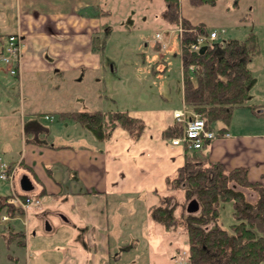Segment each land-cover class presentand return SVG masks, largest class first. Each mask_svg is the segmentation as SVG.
<instances>
[{"label":"crops","instance_id":"crops-1","mask_svg":"<svg viewBox=\"0 0 264 264\" xmlns=\"http://www.w3.org/2000/svg\"><path fill=\"white\" fill-rule=\"evenodd\" d=\"M100 2L0 0V51L9 33H19L23 42L19 75H16L18 98L15 100L9 97L10 90L2 91L3 82L0 83V121L17 115L21 137L19 146L14 149L8 138L0 133V158L15 166L16 173L20 172L17 179L16 173L13 178L15 191L33 196L39 191L48 195L46 209L34 213L36 219L46 218L45 214L53 216V223L45 220L42 229L55 234L56 246L63 259L61 261L60 256L56 264H110V221L107 213L110 200L130 199L134 195H154L157 203H146L143 207L149 212L160 204L163 196H171L168 195L173 188L171 180L185 162V147L171 143V138L178 132L172 129L176 120L173 112L176 109L185 110L182 86L181 107L175 106L169 112L158 106L129 109L131 115L140 117L144 123L137 135L117 126L102 140L91 134H86L89 135L87 141L76 145L45 140L46 134L56 138L70 136L62 131L64 124L61 126L53 121L47 125L41 120V117H52L48 112L58 115L60 111H53L52 108L58 107L55 101H47L39 96V90L48 87L47 79L62 74L60 81L50 80V86L59 87L65 80L72 77L77 79V76L87 72H100L106 65L103 55L106 34H102V31L107 27L97 17ZM233 2L216 0L213 5L198 6L192 5L189 0L179 2L180 17L192 24L202 23L209 30H216L215 40L222 33L226 34L231 27L237 28L243 20V14L247 13L246 23L251 25L250 31L256 33L259 43L257 52L248 62L252 79L246 99V104L256 106L257 112L250 111L247 105L235 107L237 117L242 116L244 120L228 125L222 123L215 128L211 126L213 130L226 131L229 135L221 134L206 141L200 152L211 160L222 162L227 168L245 166L250 180L264 183V113L261 112L264 110V0ZM231 4L234 7L229 8ZM166 21L177 26L174 19L168 17ZM235 32L236 29L233 34ZM97 39L99 43L96 47ZM2 70L8 74L5 67ZM69 73L73 75L63 79L62 76ZM23 75L34 83L26 86V95L22 90ZM6 126L9 130L7 122ZM8 136L11 138L12 133ZM35 138L37 142L33 141ZM23 174L30 178L33 185L28 191L19 185ZM8 189L5 195L10 192L9 185ZM59 200L67 202L63 209L58 206ZM34 207L37 206L19 215L28 217L26 223L23 220L24 230L20 229L23 232L22 245L25 251L31 220L29 216L33 217L29 211ZM9 217L4 220H9ZM79 222L86 224L81 227ZM31 233L35 235L36 230ZM81 233L84 235L83 240L80 239ZM29 247H32L34 257L39 254L40 264H48V260H43L40 255V247L34 243H29ZM182 262L185 264L184 261L180 264Z\"/></svg>","mask_w":264,"mask_h":264},{"label":"rangeland","instance_id":"rangeland-1","mask_svg":"<svg viewBox=\"0 0 264 264\" xmlns=\"http://www.w3.org/2000/svg\"><path fill=\"white\" fill-rule=\"evenodd\" d=\"M100 1L97 17H100L101 24L105 22L107 27V30L103 29L102 31V34H106L103 42L105 67L100 72H87L77 76V79L72 77L70 80H65L63 85L59 87H52L54 85L50 86V83L51 81H60L62 74L49 77L46 83L48 87L39 90V96L46 98L47 101H55L54 103L58 107L52 108L53 111L128 109L132 113L129 110L131 107L147 109L158 106L169 112L175 106L181 107L182 60L180 40L185 28L166 21L164 14L166 6L161 4V0ZM232 7H234L233 4L229 6V8ZM242 19L237 28L231 27L226 34L222 33L216 42H221L227 37L244 38L252 28L250 24L246 23L248 20L247 13L243 14ZM235 29L236 32L233 34ZM212 31L216 30H210V32ZM157 32L161 34L160 39L155 37ZM98 43V39L95 40L96 47ZM3 67H5L4 64L0 63V83L3 82L1 89L3 86L2 91L10 90L9 97L16 100L18 98L17 74L15 76L5 74L2 70ZM188 68L192 69L193 65L189 64ZM72 75L69 73L62 77L67 79L66 77ZM29 79L23 75L24 88L22 90L25 95L28 92L26 86L34 84ZM24 93L22 92V95ZM43 109H45V105ZM235 112L234 109L229 123L225 124L220 120H213L211 126L215 128L222 123L223 125L241 123L244 117H237ZM51 113L48 112V115H52V117L46 119L41 117L43 123L48 125L54 121L61 126L64 124L62 131L65 134L69 133L70 136L56 138L52 134L51 136L46 134L44 138L47 142L61 143L63 141L70 145H76L88 140L89 135L86 134L95 136L90 130L83 128L72 119L58 118L54 112ZM17 119L18 116L16 115L14 118H5L0 121V133L8 138L14 149L19 146L21 137ZM11 133L12 137L10 138L8 135ZM79 134L81 135L79 136ZM2 157L4 158L3 155ZM19 174L20 172L17 171L16 179ZM8 185L7 181L0 179L1 195L8 192ZM240 188L247 200L253 203L257 200V191H251L245 187ZM37 193L36 197L39 198L40 203L34 207L35 209L29 211L33 217L29 216L31 220L29 222V236L26 239L27 251L24 250L25 246L16 243V239H7V233L8 229L24 230L23 220L26 223L28 217L19 215L28 212L31 207L25 209L19 207L22 214L10 216L9 220L0 219V264H40L39 254L34 257L29 243H34L35 246L40 247L39 250L42 251L40 255L43 260H48V264H56L59 261L61 252L56 246L55 234L42 229L45 220L53 223V216L45 214L46 218L36 219L34 213L43 212L46 209L45 201L48 200V195L39 193V191ZM168 195H171L168 206H174L171 213L176 220L170 225V228H166L163 223L157 221L152 210L146 212L143 208L146 203H157L154 195H134L130 199L114 198L110 200L107 212L110 221L111 253L108 261L110 264H180L181 261L186 264L188 239L183 219L188 214L186 204L195 196L186 198L183 186L171 188ZM66 203L59 200V208L63 209ZM218 209L219 216L217 224L214 225L229 228L234 220L232 215L233 203L230 200L220 201ZM84 224L86 223L79 222L81 227H84ZM209 225H213V222H210ZM37 226L38 228H36ZM33 230H36L35 235L31 233ZM83 236L81 233V240H83ZM86 255L88 254L86 253ZM117 256L118 260H116Z\"/></svg>","mask_w":264,"mask_h":264},{"label":"trees","instance_id":"trees-1","mask_svg":"<svg viewBox=\"0 0 264 264\" xmlns=\"http://www.w3.org/2000/svg\"><path fill=\"white\" fill-rule=\"evenodd\" d=\"M161 1L166 6L165 17L185 28L180 48L186 112L198 113L210 128L213 120L227 124L233 108L247 105L252 79L248 62L259 47L256 33L250 31L244 38L230 37L221 42L214 40L206 43L203 52L191 50L189 45L196 36L208 34L210 30L202 23L192 24L180 17V0ZM189 1L198 6L213 5L216 0ZM236 2L234 0L233 4ZM189 64L193 65L192 69L188 68ZM247 106L257 112L256 106ZM57 113L59 117L77 121L99 140L107 138L117 126L133 135L144 126L142 119L128 110L78 109ZM172 129L177 130L178 135L182 124L174 120ZM200 151V148L186 149L185 162L171 180L172 187L183 186L185 197L194 195L199 202V211L188 213L183 219L188 239L187 264H264V183L250 180L245 166L227 168ZM240 187L257 191V200L254 203L247 200ZM7 198L8 195L0 196V216L22 214L19 208L7 202ZM169 198L163 196L160 204L152 208L155 219L166 228L176 222L171 213L174 206H168ZM228 200L233 203L234 220L226 229L214 224L219 216V202ZM210 222L213 225H209ZM8 238L16 239L17 244L24 243L23 232L19 230L8 229Z\"/></svg>","mask_w":264,"mask_h":264},{"label":"built area","instance_id":"built-area-1","mask_svg":"<svg viewBox=\"0 0 264 264\" xmlns=\"http://www.w3.org/2000/svg\"><path fill=\"white\" fill-rule=\"evenodd\" d=\"M156 39L161 38L160 33L155 34ZM217 37V32L199 34L190 44L192 50L198 51L204 42L212 41ZM22 38L19 33H9L5 37V42L0 51V62L4 64L6 71L10 75H15L19 71L22 56ZM174 118L182 124L181 133L171 138L172 144H181L185 149H199L206 141L218 135H229L228 132L216 131L208 127L204 119L198 113H186L184 109H176L173 112ZM15 166H10L0 158V179L9 182L10 192L7 202L22 209L36 206L40 203L38 197L26 193H19L13 187ZM2 218H6L3 215ZM183 264V262H182Z\"/></svg>","mask_w":264,"mask_h":264},{"label":"water","instance_id":"water-1","mask_svg":"<svg viewBox=\"0 0 264 264\" xmlns=\"http://www.w3.org/2000/svg\"><path fill=\"white\" fill-rule=\"evenodd\" d=\"M207 48V45H202L199 49V52H203ZM19 185L21 189L23 190H30L32 189L33 185L31 183L30 178L26 175L23 174L19 180ZM186 210L188 213H194L199 210V202L197 201L196 198H191L188 203L186 204Z\"/></svg>","mask_w":264,"mask_h":264}]
</instances>
